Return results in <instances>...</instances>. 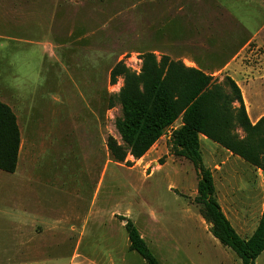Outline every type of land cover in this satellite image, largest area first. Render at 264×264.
<instances>
[{
	"label": "rangeland",
	"instance_id": "rangeland-1",
	"mask_svg": "<svg viewBox=\"0 0 264 264\" xmlns=\"http://www.w3.org/2000/svg\"><path fill=\"white\" fill-rule=\"evenodd\" d=\"M232 2L0 0V97L12 105L23 140L16 172L0 170V264H147L129 250L121 218L134 222L161 264H242L208 239L211 226L195 203L199 174L171 153L170 133L181 120L149 157L117 163L107 147L109 137L124 144L117 128L124 79L111 84L119 63L139 74L142 55L153 53L197 66L219 82L241 66L247 81L264 79V12H252L253 20ZM25 5L35 15L43 9L48 32L39 22L9 32L10 7ZM247 19L250 28L243 26ZM61 23L74 37L56 66L49 55L56 49L46 43L52 38L57 45ZM13 35L22 41L9 42ZM88 72L90 78L95 72L91 89L82 84ZM203 159L218 202L237 228L247 219L235 207H245L252 233L264 212V171L224 149L206 148ZM231 195L249 199L233 206ZM256 264H264V253Z\"/></svg>",
	"mask_w": 264,
	"mask_h": 264
},
{
	"label": "trees",
	"instance_id": "trees-1",
	"mask_svg": "<svg viewBox=\"0 0 264 264\" xmlns=\"http://www.w3.org/2000/svg\"><path fill=\"white\" fill-rule=\"evenodd\" d=\"M141 60L139 74L122 63L111 71L112 85L117 84L119 77L124 79L117 96L123 114L117 128L124 144L109 137L110 155L117 163H125L129 156L140 160L181 120L182 126L170 136L171 153L192 163L199 174L195 203L201 206V215L211 226L213 237L235 253L242 264H256L264 253V212L254 234L243 239L217 200L214 176L204 164L201 136L264 171V116L255 124L251 122L242 92L229 77L219 82L167 56L158 60L153 53L142 55ZM239 129L244 137L239 135ZM20 148L18 119L0 101L1 171L16 172ZM121 219L125 222L129 250L139 254L147 264H161L134 222Z\"/></svg>",
	"mask_w": 264,
	"mask_h": 264
},
{
	"label": "crops",
	"instance_id": "crops-1",
	"mask_svg": "<svg viewBox=\"0 0 264 264\" xmlns=\"http://www.w3.org/2000/svg\"><path fill=\"white\" fill-rule=\"evenodd\" d=\"M232 7L234 10H240V11H248L249 12V16H250V19L252 18L254 20V15H256L257 13L260 14L261 12H264V1H261V0H235V2H232ZM36 10H40V13L39 15H35V14H32V9L29 8L28 6H23L22 7H17V6H11L9 11L10 12H14V13H9L8 15V23H9V32H11V29H19V28H23L24 30H30L31 28V23H35V22H39L40 25L42 26V28H44V30L46 32H48V25H47V19H46V14H44L42 12V8L40 9H36ZM252 12H256V14L252 13ZM39 17V19L37 18ZM37 20H36V19ZM250 19H247L246 20V23L243 25V26H247L248 28H250V26H252V23L249 24V20ZM252 20V21H253ZM57 21V19L55 20ZM72 25L73 26V23L71 24H68V26ZM261 26L264 25V23L260 24ZM59 27H62V29L59 30V36H57V38H61L57 41V45L53 42L52 38L50 39V41L48 42L47 41V46L46 47H50L51 49H56V52L57 53H54L52 52L51 54H49L51 56L52 59H56V66L58 64H61L63 65V58L61 56V52L63 53L64 50H65V44H66V40H71L73 37H74V31L73 29H68L66 30V33L64 34V27H63V24L61 23L60 25H58ZM195 25H191V27L193 28V36H195L196 34H194V31L196 28H194ZM155 28H158L157 26H155ZM200 28V26H199ZM257 30H255L254 32H252L253 34H255ZM159 33V32H158ZM64 35V36H63ZM66 35V36H65ZM63 36V38H62ZM256 38V37H255ZM257 39V38H256ZM9 42H13V43H18V42H21L22 39H18L16 36L13 35V37H9L8 38ZM254 40V39H253ZM71 42H73L71 40ZM184 42H187V36H185L184 38ZM250 44V43H249ZM249 44L245 45L242 49H240V52L238 53V55L235 57V59L233 60L236 61L243 53L246 52L247 48L249 47ZM70 46V45H69ZM70 52L71 50L69 49L68 47V50L67 52ZM65 53V52H64ZM241 59V58H239ZM242 62V60H241ZM242 64V63H241ZM189 66V65H188ZM9 67H12V66H9ZM189 67H194V68H197V66H189ZM199 69V68H197ZM238 70L234 71L233 73L231 74H228L229 77L236 83V85L240 88L241 92H242V96H243V100H244V103H245V107L247 109V113L249 115V118L251 120V122L253 124L257 123L263 116H264V113H262V109H258V108H262L264 107V79L261 78V79H258V78H252L250 77L249 81L246 80L244 74H242V66L237 68ZM205 74H207L206 71H203ZM260 72H257V74H259ZM93 74V78H90L92 77L90 75V72H88V76L84 77L82 80V84L84 86H87L88 89H91L92 86L95 84V81H94V76H95V72L92 73ZM10 75V74H9ZM15 76V75H13ZM13 79H16V76L13 77ZM13 83V82H12ZM10 89V88H9ZM14 89V88H13ZM8 90V89H7ZM9 92H13V91H10L8 90ZM16 91H19V89H16ZM0 101L3 102L4 104L8 105L12 111L15 113L12 105L6 101H4L2 99V97H0ZM251 108V110H250ZM252 108H254V110H252ZM16 115V113H15ZM17 117V115H16ZM18 119V117H17ZM18 124H19V121H18ZM182 126V121L181 123L174 129H178ZM20 127V126H19ZM174 128V126H173ZM20 132H21V129H20ZM171 135V133H170ZM22 134H21V146H22ZM211 140L207 139L205 136H201V150H202V153L204 152V149L206 148H210L212 150H215V151H223V149L221 147H219L217 144H215L214 142H212ZM158 145V143H156L152 149L144 156H148L150 155V153L152 152V150ZM20 152H21V148H20ZM21 154V153H20ZM20 154H19V161H20ZM156 155V154H155ZM155 155H152V157H154ZM143 157V158H144ZM129 159H133V157H129ZM157 160H153V162H156ZM30 165H32V163H30ZM30 165L28 167V171H31V168H30ZM18 166H19V163H18ZM29 178L31 177V174L28 175ZM235 191H233L232 193H234ZM249 199L248 196L246 195H243L242 197H238V200H236V197L231 195V197L228 198V201L230 203H232L233 206H235L234 204H237L238 203H242L244 204L246 202V200ZM219 203L221 205V208L224 212V214L226 215V217L228 218V220L231 222L232 226L234 227V229L237 231V233L243 238V239H248L250 238L254 232L256 231L257 227L252 231V233H248L249 232V219H248V212L246 210L245 207L243 208H240L242 206H236L235 209L238 211V210H241V212L243 213V216L245 219L247 220H244L243 223L241 221H239L240 223H242L243 225H238V228L236 227V225L233 223V220L232 218L229 216V213L226 212V209L224 207V205L222 204V202L219 200ZM240 213V212H239ZM196 219V217H195ZM199 219V218H198ZM199 221V224L201 225V220H197L196 219V222ZM46 227L48 226H51L50 223H45ZM211 232L209 231V237L208 239H212V241H218L217 239L215 238H211ZM213 236V235H212ZM191 238V237H190ZM195 237H192L191 240H194ZM214 239V240H213ZM219 242V241H218Z\"/></svg>",
	"mask_w": 264,
	"mask_h": 264
}]
</instances>
